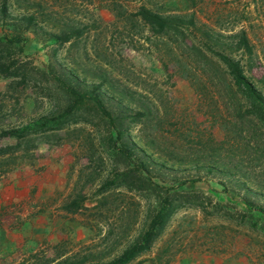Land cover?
Returning <instances> with one entry per match:
<instances>
[{
  "label": "trees",
  "instance_id": "16d2710c",
  "mask_svg": "<svg viewBox=\"0 0 264 264\" xmlns=\"http://www.w3.org/2000/svg\"><path fill=\"white\" fill-rule=\"evenodd\" d=\"M128 1L99 0L96 7L106 6L112 10L115 21L121 22L123 28L130 26L133 29L129 33L131 36L143 31L147 40L158 38L154 41L165 45L167 55L202 96L206 114L218 122L224 135L216 139L212 133L203 136L201 131L193 134L179 127L164 128L169 120V105L158 95H146L149 100H134L133 94L119 89L112 76L118 64L110 56L108 46L101 53L96 45L97 37L91 43L92 51L102 56L105 66L104 71L97 74L96 82H81L69 72L56 68L52 62L34 63L24 54L28 40L26 32L38 34V29L42 28L40 24L46 20L41 12L43 6L37 3L35 11L11 17L8 0H0V76L7 79L5 89L0 91V108L4 104L9 106L7 102L12 96L18 98L21 94L32 100V109L42 108L37 116L20 124H0V139H14V142H0V175L23 164H34L39 139L58 144L74 138L81 144L83 155L90 163L108 158L114 161L111 162L114 167L96 189L94 194L98 198L89 205L86 201L90 198L83 189L87 181L94 179L90 172L92 176L62 204L65 214L96 209L108 218L112 211L109 205L117 198L113 191L119 188L117 195L131 194L129 202L122 197V205H117L116 210L120 212L117 218L121 220L118 225H110L104 230L98 221H84V225L94 230L87 241L71 246L70 241L64 239L51 246L52 254H47L46 248H39L8 264H128L151 248L176 209L186 205L198 207L204 215H221L237 225H231V221L212 224L210 238L214 246L228 242V239L233 243L237 233L242 231L246 235L243 253L248 257V263L264 264V205L253 198L264 192V185L256 175L264 168V74L250 78L241 57L233 54L241 50L248 55V61L252 58L253 49L246 29L241 26L223 34L222 31L217 34L204 30L209 41L202 42V47L193 40L186 42V29L195 25L194 10L190 13L168 12L170 10L164 11V4L160 9L153 5L154 2L144 0L135 9H129ZM93 22L96 28L98 24ZM88 27L87 23L73 18L63 21L57 31L48 34L53 44H73L88 31ZM173 45H185L186 48L177 53ZM227 45L230 52L222 49ZM160 59L167 69L166 60ZM118 73L120 78H129V74L121 69ZM132 124L137 127L140 142L158 158L162 157L160 162H190L195 167L193 172L172 183L166 182L167 176L160 180L154 178L151 165L137 154L136 145L129 138ZM172 138H175L174 144L179 141L177 145L186 152L171 148ZM207 173L224 176L241 186L245 191L246 208L237 209L229 201L214 198L203 188L184 186L187 181L199 180ZM172 179L176 180V176ZM130 203L136 207V212ZM143 203L146 207L139 225L138 208ZM102 207H105L104 212ZM136 221L139 227L130 233L129 226ZM240 224L248 228L242 230L238 228ZM220 228L231 230L221 232ZM96 236L98 241H95ZM171 242L168 239L161 251L150 257V264H168L179 251V248L172 249Z\"/></svg>",
  "mask_w": 264,
  "mask_h": 264
},
{
  "label": "rangeland",
  "instance_id": "374dc122",
  "mask_svg": "<svg viewBox=\"0 0 264 264\" xmlns=\"http://www.w3.org/2000/svg\"><path fill=\"white\" fill-rule=\"evenodd\" d=\"M99 0H8L9 13L11 17H16L20 14L35 11L40 3L43 6V14L46 18L40 25L37 33L27 31L28 40L24 45V54L27 55L34 63L38 65L52 62L56 68L69 72L71 75L80 79L81 82L91 83L97 81V74L103 72L104 64L102 56L97 55L92 51V41L96 38V45L100 47L101 53L108 46V51L112 58L116 60L117 67L112 71L115 85L126 90L127 93L133 94L134 100H149V96L158 95L165 100L169 105V120L164 128L179 127L180 130L201 131L203 136L213 134L216 139H220L224 135L223 129L218 125L212 117L206 114L205 102L199 92L190 84L179 71V67L173 59H170L166 53L165 45L155 42V37L147 40L143 37L142 32L129 35L133 30L129 27L123 28L121 22L115 21L114 14L106 6L96 7ZM142 0H129L126 3L127 8L135 9ZM146 3L154 2L153 5L162 6L166 10H174L173 12L190 13L193 8L187 6H172L170 0H144ZM207 1V2H206ZM246 1V0H245ZM104 3V1H102ZM199 6L194 7L195 25H191L186 29V42L192 40L199 43L202 47V42L209 41L204 33V30L213 31L220 34L222 31L238 30L241 26L246 29L249 41L252 45L253 52L251 59L248 61V55L241 50L234 51L233 54L241 57L246 74L254 79L264 74V0H257L256 3L243 5V0H199ZM40 15V14H39ZM81 20L87 23L88 31L84 33L75 43L69 42L61 44L51 43L49 31H57L59 26L65 20ZM95 20L97 27L94 28ZM117 22V23H116ZM8 27V25H7ZM213 28V29H212ZM146 32V31H145ZM222 40L227 41V38L220 36ZM158 43V44H157ZM105 45V46H104ZM214 48H219L217 45H212ZM174 50L180 53L184 50L185 45H173ZM226 52H230V46L222 48ZM160 58H164L167 62V69L162 65ZM119 70H123L129 74V78H120ZM117 70V71H115ZM166 72L171 75L166 74ZM7 79L0 76V91L5 89ZM128 87L125 88L126 84ZM140 92L142 95H140ZM149 96H146L148 95ZM0 108V124L2 125H17L22 121H26L34 116H37L42 108L32 109L33 102L29 97L21 94L11 97V101L7 102ZM148 132L152 131L148 127ZM137 133V127L133 124L129 126V138L136 145V152L145 162L151 165L152 174H155L156 179L160 180L162 176H167L166 182H177L179 178L186 177V174L192 173L195 167L190 165V162H160L162 159L152 152L147 146L140 142ZM42 138V137H40ZM169 140V146L175 148L179 152H186L175 138ZM0 142H14L12 138H2ZM182 143V142H181ZM173 144V145H172ZM189 149V148H188ZM37 159L35 165L41 170H46L48 178L52 181L54 188L48 192L47 197L42 201L43 207H49L50 212L56 215L63 214L62 204L72 197L88 177L92 176L93 181H87L84 186V192L89 196L87 204L94 202L98 195L94 194L99 184L106 178L109 172L113 171L114 162L108 158L97 161H88L84 154V149L78 140H62L58 144H50L46 141H41L36 148ZM105 154V153H102ZM42 162V163H40ZM90 164H89V163ZM38 163L40 165H38ZM163 164V165H162ZM43 165V167H42ZM161 166V167H160ZM37 168V169H38ZM162 170L164 173H161ZM158 172V173H157ZM258 179L264 185V168L257 172ZM176 176V180L172 179ZM214 174H203L199 180L187 181L184 186L203 188L212 193L214 198L229 201L230 205L237 209H245L247 204L244 201L243 188L233 180H228L226 177ZM175 180V181H174ZM119 188L113 191L115 203L109 206L112 209L108 218L103 216L96 209H81L75 213H68L72 220L87 221L95 223L98 221L104 230L110 226L118 225L121 220L117 217L120 212L117 205L121 206L122 197L129 202L130 193L121 195L118 194ZM255 202L264 205V192L260 195H255ZM30 200L26 204H30ZM130 206L132 207L131 203ZM42 207V208H43ZM143 206L138 208L139 225L143 215ZM133 212H136V207H132ZM102 212L105 207H102ZM115 210V211H113ZM231 220L221 215H204L202 210L196 206H181L176 209L169 221L164 227L163 232L154 241L151 248L132 259L128 264H150V257L157 254L166 245L168 239L172 241V249L179 248L168 262L172 264L182 256H197L200 254H212L216 257L217 264H249L248 257L245 252V234L237 233L236 240L231 243H219L213 245L211 240L212 228L210 226L215 223H228ZM126 222V221H125ZM204 222V223H200ZM233 225V221L230 222ZM202 224H205L203 226ZM84 225V224H83ZM138 222L131 223L129 232L134 233L139 227ZM237 226V225H233ZM84 240L94 233L90 227L84 225ZM238 228L245 230L248 228L244 224L238 225ZM229 232L230 228H220V231ZM120 230V227H116ZM251 232L252 229H249ZM99 238L96 236L95 241ZM122 241L126 242V238ZM220 242V241H218ZM121 246V245H118ZM221 246L226 249L222 250Z\"/></svg>",
  "mask_w": 264,
  "mask_h": 264
},
{
  "label": "crops",
  "instance_id": "0c3cea01",
  "mask_svg": "<svg viewBox=\"0 0 264 264\" xmlns=\"http://www.w3.org/2000/svg\"><path fill=\"white\" fill-rule=\"evenodd\" d=\"M170 1L172 6H187L194 11L200 5L199 0ZM243 1V5H248L250 0ZM256 2L251 0V4ZM38 167L23 164L0 175V264L19 260L24 253L39 248L52 254L51 246L64 239L71 246L84 240L82 221H74L65 213L56 215L42 206L54 185L46 170ZM28 200L30 204H26ZM172 264H217V260L212 254H193Z\"/></svg>",
  "mask_w": 264,
  "mask_h": 264
}]
</instances>
